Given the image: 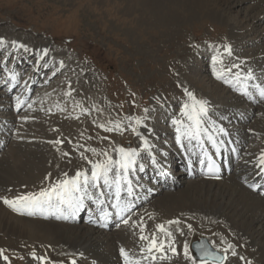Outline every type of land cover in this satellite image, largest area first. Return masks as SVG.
Returning <instances> with one entry per match:
<instances>
[{
	"label": "rangeland",
	"instance_id": "obj_1",
	"mask_svg": "<svg viewBox=\"0 0 264 264\" xmlns=\"http://www.w3.org/2000/svg\"><path fill=\"white\" fill-rule=\"evenodd\" d=\"M250 4L246 2L244 5L235 7L231 3L224 4L223 0H0V35L5 40L18 38L30 47L36 46L41 41L51 42L56 57L65 60L64 68L58 76L64 78V74L72 73L76 79H81L74 81L76 85L83 84V87H91V92H99L101 103L105 104L109 117L112 116L113 121H119L121 124L120 130L111 132L105 130V136H102L104 135L102 131H92L91 134L94 138L97 137L102 144L116 146L119 140L122 146L128 148L134 145L137 136V133H133L131 130L133 126L138 128L147 123L155 131L165 132L163 124L170 125L173 121L170 123L160 117L168 118V111L164 112L166 108H182L183 102L186 101L185 89L195 95H202V99L205 97L211 99L208 94H211L212 82L216 81L212 79L209 71L212 67V57L217 54L228 55L224 52V45L230 43L231 27L236 26L235 29L239 30L246 29L243 26L250 27L255 22L252 19L264 11L262 6L249 10L250 12L244 11V8ZM220 10L223 12V17L216 18L214 14ZM247 13H250V16L245 19ZM261 30L264 31V20L258 23L256 34L248 35L250 32H245L243 46L232 49V52L237 50L235 52L241 55L238 61L244 60L240 64H264L262 52L264 51V40L258 41L264 35L259 34ZM258 35V40L250 44V40ZM238 56L232 57L231 61H237ZM253 57H255L254 60H252ZM8 59L11 60L12 57L10 56ZM224 59L227 61L224 66L230 64L227 57ZM256 59L262 61L257 60V62L259 61L257 63ZM255 75H258L257 80H261L264 77V70L258 71ZM216 82L220 85V92L216 93L217 95L232 97L227 102L216 97L219 104L223 107L226 103H231L235 108H238L237 106L240 104L242 106L245 101L240 99L237 101V95L234 97L231 92H227L226 85L220 80ZM2 83L0 81V84ZM41 89L39 87L32 90L31 98L29 102L27 101L28 105L19 112V114L27 113L37 116L36 118L32 117V122L50 120L48 114L51 115L54 111L51 109L47 112L41 108L45 104H57L65 101L64 99L57 101L53 95L56 92H52V90L47 92L46 97L48 98H42V95L38 96ZM0 92H3L2 88H0ZM2 96L5 100V95L0 93V97ZM35 96L38 98L33 101ZM41 100H43L42 104H40ZM70 101L73 99L66 100V103H70ZM7 104L9 105V103ZM7 104L0 102L3 107L1 109L5 111L3 112L5 114L9 111ZM241 106L238 109L242 113L243 109L241 108L244 107ZM252 106L250 104L247 106L252 109H250L252 119L248 125H242L238 118L237 129L232 126L237 131L241 130L240 133L248 134L246 135L248 141L244 146V151L248 150V153L257 147V142L263 137L261 133L250 134L249 129L258 130L261 127L264 129V102L258 105L255 110ZM233 110L231 115L235 114L237 109L235 112ZM171 111L173 113V110ZM91 112L90 109L87 112L82 111L80 114L87 115ZM231 115L227 117H231ZM2 116L4 114L0 116V123ZM224 116L226 117V115ZM128 117L133 119L130 121ZM137 117L143 121L139 125L135 124ZM212 118H217L216 113L212 114ZM220 118L221 116L219 120ZM126 120L131 123H126ZM70 122L71 120L68 123ZM97 122L98 119H94L89 124L93 126ZM109 122L105 124L106 127L114 128V123ZM59 123L67 124L62 121V118ZM82 130L84 133L87 131L86 128ZM65 132L66 130L62 131L63 134ZM165 133L166 136L171 135L170 132ZM57 136L60 138V135ZM64 142L60 143L63 147L66 146ZM187 181L189 180H180L173 190L158 192L159 194L136 212L138 214L143 209L149 210L150 216L134 217L137 225L143 218V223H146L145 234L154 231L155 224L159 221L165 223V216L167 221L179 219L178 227L182 229L183 234L176 231L177 225L170 226L175 236V247L178 246V248L176 247L178 254L173 255L168 251L169 258L161 260L163 264L190 262L183 254L184 242L187 241L190 244V241L198 240L200 237L207 238L210 244L215 241L216 245L221 248L226 247L225 244H221L222 238L236 246L237 256H232L231 252L227 253L228 258L224 264H246V261H251L252 264H264V260L261 259L262 251L257 247H252L250 242L245 240L233 225L223 222L225 226L222 222L206 221L205 218L199 217V212L194 210H181L180 212L169 210V203L165 200L169 198V195L183 190L187 186ZM140 183L143 186L142 191L145 192L144 184L150 185L151 180L148 177H143L140 178ZM205 186L213 188V186ZM169 214L172 216H167ZM194 216H198V218H194ZM207 222L208 224H206ZM187 225H191V229ZM131 227L128 230L129 233L136 236L141 234L138 226L132 224ZM117 228L108 232L110 234L117 233ZM256 230L262 233L256 239L260 244L259 242L264 241V225L258 224ZM138 240H140L139 237ZM125 242L124 244H127ZM115 243L118 247L122 245V241L119 239H115ZM0 244V249H2L1 246L8 243L6 240H2ZM4 250L5 254L9 256L11 264H25L27 261L33 260L32 251H27L22 246H10ZM240 256H243L245 260L241 261ZM3 262L7 264L0 259V264ZM33 262H35L34 264L40 263L36 259Z\"/></svg>",
	"mask_w": 264,
	"mask_h": 264
},
{
	"label": "bare ground",
	"instance_id": "obj_2",
	"mask_svg": "<svg viewBox=\"0 0 264 264\" xmlns=\"http://www.w3.org/2000/svg\"><path fill=\"white\" fill-rule=\"evenodd\" d=\"M223 1L224 4L231 3L234 4L235 7H239L244 5L246 2H249L251 4L244 8V11L247 10L248 12H250L249 10L258 8V6L264 7V0ZM215 11L217 12L218 10ZM222 13L223 12L220 10V12L214 15L216 18H221L223 17ZM249 16L250 13H247L245 19ZM263 20L264 11H261L252 19V21L255 22L250 27L243 26L246 28L243 30L235 29L237 28L236 26L231 27L229 43L231 48H240V46H243L245 42V32H250L248 35L256 34L255 32L258 28V23H261ZM259 34H264V31L261 30V33ZM258 37L259 35L254 36L250 40V44L256 42ZM261 40H264V35L261 36V39L258 41ZM4 41V46L0 47V76L2 75L1 78L5 79L6 82H10L12 86L17 83V85H19V89L18 92L13 95L12 100L14 103L11 105V108L9 107V111L1 117L0 159H2V163L0 164V197L12 199L16 196L29 192H39L41 188L47 187L50 183L55 182L57 179H62L63 173H68L69 176H72L79 169H90V165L81 157V153H84V155H86L89 159L96 160L104 158L101 155L104 151H111L109 154L113 155L114 159L118 158V153L114 152L113 149L122 146L119 140L117 141L118 144L116 146H113L112 144L106 145L102 144L97 137L94 138L91 133L92 131H102V134H104L102 136H105V129L99 127L100 124H107L109 121L114 123L120 122L113 121L112 116L109 117L105 104L101 103V96L99 92H91V87H88V89L83 87V84L76 85L74 81H80L81 79H76L72 73L64 74V78L58 76L64 68L63 65L65 64V60L56 57V52L54 51L51 42L41 41L36 46H27V50H25L23 48L13 46V41H16L18 44H24L18 38L4 39ZM45 49L48 50V54L46 56L44 55ZM262 52L264 55V51ZM10 56L15 57L14 62L16 63L18 61L22 62L20 68L21 66H29V71L22 75V73H19L20 68L18 66L10 67V65L5 64L4 61ZM5 57L7 59H4ZM254 59L255 57L252 58V60ZM222 60L225 63L227 62L224 58H222ZM242 60L243 59L237 61L240 65L239 69H233V74L237 72L240 73L239 81L233 78V74H229L228 78L231 83L226 84L223 80L218 79L214 75L213 70H211V72L217 80H220V82L228 88L230 86L231 90L237 94V101H239V99H244L243 101L245 102L250 101V99H254V102L259 101V95L255 92L253 87L250 88V80L246 81L245 76L249 69L252 70L253 74L261 70L263 71L264 64H240V62H244V60ZM61 61L63 62V65H61ZM11 62H13V59L9 61V63ZM237 62H234L233 64ZM231 65L232 64L230 63L226 66ZM219 67L220 65H218L217 68ZM13 74L16 75V80L12 79ZM262 80H264V77H262L259 82L263 86L264 81ZM216 81H211L213 83V87L211 89V94H208L211 99L205 97V100L208 101L209 107L208 119L214 122L207 123L206 126L213 132V135L216 136L217 141L224 138V134L217 133L215 131V129L219 127H224L227 130V133L235 139V142L241 148H239L240 153H242V158L237 165L238 173H234L231 177H224L222 179L209 181L202 179H190L187 181V186H185L183 190L178 191L177 193L172 192L174 194L169 195V198L165 201L169 203L170 209L169 207L168 209L170 211L180 212L181 210H194L195 212H199V217L201 216L205 218L206 221L213 220L214 222H224L226 224L229 223L233 225V227H235L242 234L243 238L250 242L252 247H257L260 251H262L261 259L264 260V241H261L259 242L260 244H258L256 240L257 237L262 234L256 230V226L258 224L260 225V223L264 225V197L249 191L240 183H251V181H253L254 173L258 170L255 165L258 163V158L261 153L264 152V129H262V127L258 130L252 128L249 129L250 134L261 133L263 134V137L257 142V147L254 150H251L249 153L247 152L248 150L244 151L243 148L248 141L246 135L248 134L240 133L241 130L237 131V127L235 129L229 124L219 125L221 119L225 117L224 115L227 116L231 113L235 106L231 103H226L224 107L219 104L216 97L221 98L225 102H227L228 99H232V97H224L221 96V94L217 95L216 93L220 92V85ZM256 83L257 81H254L252 82V85ZM245 84H247L248 91L254 98H250L249 96L242 94L241 88ZM47 85L49 87H46ZM34 86L42 88L41 92L38 94V96L42 95V98L46 97L48 95L47 92L52 90V92H56L53 95L57 101L62 99L65 100L57 104H45L41 107L47 112L51 109L54 111L51 115L48 114V119L50 118V120H37L32 122V117L34 115L31 116L27 113L19 114L20 110L25 107ZM9 87L10 86H8L7 89H9ZM69 91L71 92V95H65V93ZM9 93L10 92L8 91L7 94ZM7 94L5 95L6 99L7 96H9ZM195 96L197 98L202 97V95ZM17 97L24 101L23 106L20 107L18 111L16 108ZM37 98L38 97L35 96L33 100ZM69 99H73V101L66 103V100ZM43 100L40 101V104L43 103ZM57 105H59V107H57ZM250 105L253 104L250 103ZM60 109H63V111ZM82 109H91L92 112L87 115H81L80 113L82 112ZM217 109L218 111L216 112ZM241 109H243V111L241 116L238 117L240 122L242 118L251 117L252 110L247 107ZM214 113H216L217 118H212V114ZM219 114L221 116L220 120ZM23 117H28V119H22ZM36 117L34 116V118ZM60 118H62V121L67 124L62 125L59 123ZM94 119H98V122L91 126L89 122ZM173 119H183L187 123L186 117L184 116L182 118H174L173 116L172 121H174ZM69 120H71L70 123H68ZM126 123L131 122L126 120ZM64 126L67 127L64 128ZM173 126L174 131H172V133L175 134L176 139L177 125ZM83 128L87 129L86 132H90L84 133L82 130ZM136 129L138 134H136L137 136L134 140L135 142L132 148H137L140 153L137 158V170H139L140 165L143 166L144 170L139 171L138 175L135 172L132 174L135 194L132 197H127L125 193H122V196L125 199L131 200L135 206L141 204L139 206L141 207L152 198L148 192L151 193L150 190H152L153 184L161 183L160 175L164 174L167 170L166 168L170 165L167 164V160H163V158H153L151 146L148 150H144L142 148L143 141L141 137L145 139L148 138L147 140L150 144L152 139H156L159 135L162 137L166 136V133L161 132V130L155 131V129H152L147 123L140 125ZM63 130H66L64 134L62 133ZM57 135H60V138ZM58 139L65 141L64 143H66V146L63 147L61 144L54 143V141ZM204 142L211 144L207 140L206 136L204 137ZM180 144H182L181 146L187 148L186 152L188 151L187 153H190L189 159H191V157H193L191 156L192 153H195L193 150L194 146L197 145V143L193 141L189 144L186 139H182L180 142H177L176 139L175 145ZM89 148H95L97 150L96 154L88 151L87 149ZM154 148L155 150L157 149L156 146ZM65 153H67V155H65ZM161 163H163L165 167L162 166ZM176 163H178V159ZM150 165L152 168H150ZM49 174H51V176L48 180H46L45 177L49 176ZM143 177H148L151 180V184H144L145 192H142V190L139 192V180ZM263 178V176L259 177V182L254 185L257 186L258 184H264ZM100 185L101 186L98 189H90V191L93 193L94 200L101 198L104 199L105 203L103 205H97L94 202L95 209H93V206L90 204H86L84 211H89L91 215L97 214L99 209H101L105 204H108L110 207V205L114 202L112 198L114 187L103 185V181L100 182ZM205 185H208L209 187L213 186V188H208ZM162 189L163 187H160V191ZM101 192L105 193L103 197L100 196ZM110 209L113 213H115L114 209L111 207ZM134 212L130 214L131 219L128 224H124L122 222L118 223L116 225L118 227V232L110 234L108 231L86 224L84 221L88 218V216H84L82 219L80 218L77 221L80 213H78L75 218L70 217L69 219H58L57 216L60 215V213L56 212L55 209L46 208L43 211L35 210L34 215H29L27 212L19 213L14 211L6 205L3 200H0V241L6 240L8 243L6 245L4 244V246L2 245L1 247L4 249L6 247L9 248L10 246H22L27 251H35L37 256L46 255L48 257V264H61V262H63V264H71V260L73 259L76 261V264H124V258L120 254V249L123 247L126 251H128L132 259L140 260V264H159L157 261L149 263L147 260L143 259L144 254L140 251V249L146 242L138 240L140 235L136 236L128 231L132 228L131 226L133 224L132 222L134 221V217H145L149 215L150 211L143 209L138 214H136L138 211ZM167 216L171 217L172 215L169 214ZM180 216L182 215L180 214ZM128 217L129 214H127L125 219H128ZM195 217L198 218V216H194V218ZM164 220L167 221L166 216ZM157 224H161L160 221ZM206 224H208V222ZM115 239L122 241V245H120V247L116 246L117 243H115ZM124 242L127 244H124ZM176 247L178 248V246ZM33 260H29L25 264H34L35 262H33ZM181 264L191 263L187 261Z\"/></svg>",
	"mask_w": 264,
	"mask_h": 264
},
{
	"label": "snow or ice",
	"instance_id": "obj_3",
	"mask_svg": "<svg viewBox=\"0 0 264 264\" xmlns=\"http://www.w3.org/2000/svg\"><path fill=\"white\" fill-rule=\"evenodd\" d=\"M5 44L4 38L0 37V47H3ZM14 47L23 48L27 50V45L18 44L16 41L12 42ZM224 52L228 55H231L232 48L230 44L224 45ZM48 54V50H44V55ZM63 65V62H60ZM213 64V73L218 78L223 80L225 83H231L229 80V74H233V69H239V64H232L231 66H224L223 60L219 54L212 57ZM220 65L219 68L216 66ZM233 78L239 81L240 73L237 72L233 74ZM12 79L16 80L17 77L15 74L12 75ZM251 69L248 70L245 80H255ZM253 87L256 89L260 98L264 99V86L261 84H255ZM243 95H247L250 98H254L252 94L248 91V86L245 84L241 88ZM65 95H71V92L65 93ZM185 95L187 100L183 103L182 115L186 117L187 123L183 119H176L173 121L174 125H177V142H180L182 139L188 140L189 144L195 141L199 144L201 149H204V137H207V140L216 148L219 152V145L224 143L223 140L217 142V138L213 135V132L209 130L206 126L207 123H214L208 119V101L202 98H197L195 94L191 91L185 89ZM24 103L19 97L16 98V108L19 109ZM30 107V105H29ZM59 107V105H57ZM63 111V109H60ZM82 111L87 112L88 109H82ZM147 111V109H145ZM22 119H28V117H23ZM131 121L133 118L128 117ZM143 121L141 118H135V124L139 125ZM114 123V122H109ZM99 127L105 128L106 131L111 132L113 130H120L121 124L114 123L113 127H106L105 124H100ZM133 133H137L136 127L131 129ZM217 133H222L227 135V130L224 127H219L215 129ZM138 134V133H137ZM143 143L142 148L148 150L150 144L147 139L141 137ZM54 143L60 144L63 143L62 140H56ZM88 151H91L93 154H96L97 150L95 148H89ZM114 152L118 153V158L113 157L107 151L101 153L104 157L103 159L92 160L89 159L84 153H81V157L87 161L90 165V169H79L75 172L74 175L69 176L68 173H63L62 179H57L55 182L50 183L47 187L41 188L39 192H29L16 196L12 199L7 197H0V200L12 208L14 211L19 213L27 212L29 215H34L35 210L44 209H55L56 212L60 213L57 216L58 219H69L75 218L78 213L86 208V200L91 201L93 198V193L90 189H98L101 185L100 182L103 181V185L109 187H114L113 200L114 202L110 205L112 209L115 210V214L121 218V222L128 224L131 219L130 213L132 208L135 206L131 200L125 199L122 196V193H125L127 197H132L134 193V183L132 179V174L137 170V158L140 155L137 148L119 146L113 149ZM67 155V153H65ZM204 155L207 156V150L204 149ZM201 164H204V160L200 161ZM257 167L260 169L261 173H264V152L261 153L258 158ZM143 166H139V171H143ZM208 170L218 171L216 166L213 163H209ZM49 176L45 177L46 180L50 178ZM253 188L257 187L256 185H251ZM104 192L100 193V196L103 197ZM97 205H103L105 203L104 199L97 198L94 201ZM67 213V214H64ZM125 214H129L128 219H125ZM112 213L107 209L101 211V219L107 220L110 218ZM134 226L140 228V237L141 241L146 242L140 251L145 253L143 256L144 260H166L168 259L167 252L170 251L173 255L178 254L175 247V236L170 228L171 225H177L176 231L183 234L182 229L178 227L180 224L179 219L169 220L165 223L157 224L155 230L149 234H145L146 225L143 223V220L137 225L136 221L132 222ZM191 229V225H187ZM162 234V235H161ZM221 244H225L226 247L221 248L216 245L215 241H212L211 244L201 240L194 245L195 252L198 255H194L189 243L184 242L183 245V254L186 259H188L191 264H224V261L228 258L227 253L231 252L232 256H237L235 251L236 246L228 242L225 238L221 239ZM120 254L124 258V264H140V260L132 259L123 247L120 249ZM159 254V255H157ZM33 259L39 260L40 264H47L48 257L46 255L37 256L36 252L31 253ZM0 259L11 264L10 258L5 254L4 249H0ZM239 259L244 261L245 258L240 256ZM63 264V262H61ZM71 264H76V261L71 260ZM246 264H252L251 261H246Z\"/></svg>",
	"mask_w": 264,
	"mask_h": 264
},
{
	"label": "water",
	"instance_id": "obj_4",
	"mask_svg": "<svg viewBox=\"0 0 264 264\" xmlns=\"http://www.w3.org/2000/svg\"><path fill=\"white\" fill-rule=\"evenodd\" d=\"M201 240H204V239H201ZM201 240H200V241H201ZM204 241H205V240H204ZM194 245H195V243H193L192 248H193V250L195 251V249H194Z\"/></svg>",
	"mask_w": 264,
	"mask_h": 264
}]
</instances>
